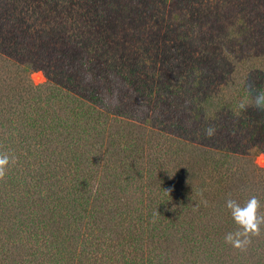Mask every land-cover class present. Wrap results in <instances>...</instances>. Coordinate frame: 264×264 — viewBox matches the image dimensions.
Here are the masks:
<instances>
[{"label":"trees","instance_id":"1","mask_svg":"<svg viewBox=\"0 0 264 264\" xmlns=\"http://www.w3.org/2000/svg\"><path fill=\"white\" fill-rule=\"evenodd\" d=\"M257 100L264 0H0V264H264Z\"/></svg>","mask_w":264,"mask_h":264},{"label":"clouds","instance_id":"2","mask_svg":"<svg viewBox=\"0 0 264 264\" xmlns=\"http://www.w3.org/2000/svg\"><path fill=\"white\" fill-rule=\"evenodd\" d=\"M262 103L264 102L256 101L257 106H261ZM243 107L242 104L241 108ZM205 134L209 137L214 135L215 128L209 126L205 129ZM9 160L10 157L7 154H0V179L6 175L5 170ZM226 207L230 211L233 221L238 225V230L227 233L224 237L225 242L234 248L245 250L251 244L252 237L260 235L261 225L264 224V215L259 214L260 202L253 195L244 204H240L229 196L226 199Z\"/></svg>","mask_w":264,"mask_h":264},{"label":"rangeland","instance_id":"3","mask_svg":"<svg viewBox=\"0 0 264 264\" xmlns=\"http://www.w3.org/2000/svg\"><path fill=\"white\" fill-rule=\"evenodd\" d=\"M29 79L34 86L43 85V83L45 82L44 74L42 73V71H38V70L32 71L29 74ZM255 164L259 169H264L263 153L257 154V156L255 157Z\"/></svg>","mask_w":264,"mask_h":264}]
</instances>
